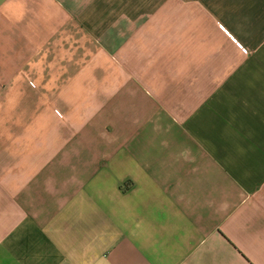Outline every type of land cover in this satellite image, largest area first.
I'll use <instances>...</instances> for the list:
<instances>
[{"label":"crops","instance_id":"obj_1","mask_svg":"<svg viewBox=\"0 0 264 264\" xmlns=\"http://www.w3.org/2000/svg\"><path fill=\"white\" fill-rule=\"evenodd\" d=\"M0 264H264V0H0Z\"/></svg>","mask_w":264,"mask_h":264},{"label":"built area","instance_id":"obj_2","mask_svg":"<svg viewBox=\"0 0 264 264\" xmlns=\"http://www.w3.org/2000/svg\"><path fill=\"white\" fill-rule=\"evenodd\" d=\"M244 52H246V49H243Z\"/></svg>","mask_w":264,"mask_h":264}]
</instances>
